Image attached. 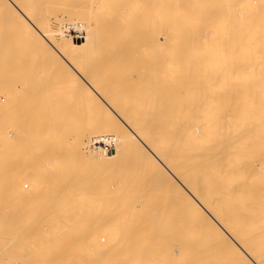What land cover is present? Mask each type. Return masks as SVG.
Returning a JSON list of instances; mask_svg holds the SVG:
<instances>
[{"label":"bare ground","instance_id":"1","mask_svg":"<svg viewBox=\"0 0 264 264\" xmlns=\"http://www.w3.org/2000/svg\"><path fill=\"white\" fill-rule=\"evenodd\" d=\"M204 1L201 0L202 3ZM209 1L207 2L209 4L216 2V0ZM230 1L228 0V3L225 1L226 4L223 1L222 5L217 3L215 6H212L213 4L202 6L199 0H197L198 3L195 0H0V7L3 6L0 9L5 10V16L9 13L11 18H15V21L14 19L13 22L11 21V25L13 24L12 27L14 26L13 28L18 30L16 32L22 34V45L25 47L29 45L31 49L39 50L38 54L40 51L43 52L41 55L39 54L40 56L37 53H35L36 56L32 54L39 58L36 59L37 61L33 59L34 65L31 61H29L30 63L22 61L20 64L19 78L35 80L39 84H32L31 87L26 83L23 84L29 88L23 92L19 91L22 92L20 117L18 112L16 113V116L18 114L17 119L19 118L18 121H20V123L16 121L20 124L19 131H15L14 134L9 129V132L11 130L13 133L12 138L4 140L0 145V162L3 157L6 159L5 155L14 148L18 141L21 144H28L26 140L29 137L37 141L36 147L32 148L36 149L37 157L39 155L53 157L50 169L45 167L48 162L44 163L43 157L41 161L46 164L44 166L40 163L41 161L39 163L37 161H20L19 164L17 178L21 185L16 191V195L20 202L28 205L29 219L33 223L26 230L20 229L22 231L20 232L21 236L25 238L37 237L39 242L36 241L35 247L28 251L38 254V257L41 256L36 261H32L33 263L27 262L28 264H65L67 259L64 255L66 249L64 242L75 240L74 236L76 235L72 230V225L78 222L82 217V212L86 209L80 211V207L91 208L97 205L101 206V204L105 206L106 202L109 205L108 203L111 204L113 199L116 201L115 199L119 200L120 197L117 204L123 207L127 199L131 200L130 194L134 195L132 191L136 194V196H132L134 200L140 192H144L145 196L142 197V194H138L141 196H138L139 198L147 197L145 193L147 187L138 174L140 171L137 172L139 164H144V166L146 164L149 167L147 162L154 164L153 168L157 167L160 174L158 172L155 174L161 175L159 178L163 180H160V184L161 182L165 183L175 192V195L173 193L175 198L171 197L175 199L172 203L177 202L181 207L190 210V215H195L197 219L207 220L214 228L216 235L220 237L218 238H224L231 245L230 247L235 252H230L228 243L225 244L224 240L225 243L221 241L224 245H228L225 248H228L229 254L234 253L231 254L234 255L233 257L237 254V257L240 258L241 262L236 261L235 263L264 264V0H238L235 4H231ZM195 2L198 4L197 6H195ZM194 3L195 5H193ZM204 8L206 12H204ZM1 10L0 13H2ZM197 29L205 30L203 32H207L206 36L209 35L208 31L210 32V30L213 32L221 30L225 35L226 33L231 34V32L237 33L241 36L240 42H242V35L245 33L246 39L259 36L257 44L260 45V48L257 47L259 48V51L257 49L258 53H254L255 50L252 51L250 46L255 44L252 45L250 42L255 43L257 40L248 41L250 43V45L248 44L249 50L245 48V53L241 51L243 54L236 55V57L234 55V59L232 56H228V59L233 61L231 60V67L229 66L226 70L221 69V67H225L222 62L219 65L221 67L215 63L217 58L221 60L220 57L224 55H220L222 47L219 46L221 47L219 54L216 52L217 49L211 51L213 48L209 47V50L212 48L209 52H216L220 57L218 55L216 57V53L214 54L216 57L214 64L210 63L213 60L205 61L209 58H203V60L206 64L209 62L208 64L215 65L214 67L217 66L222 71L219 72L216 67L218 71L214 70L216 72H212L214 74L212 75L211 71L214 68H210L211 77L204 81L201 80L203 87L198 86L205 91L206 95L202 94V97L193 94L196 91L194 86L198 84L192 85L195 91L191 87L195 79L192 78L193 70L198 67L195 64L196 58H191L189 56L191 52L187 50L178 54L177 44L171 49L166 47L168 42L174 44L178 40L177 33L186 32L191 36ZM3 31L5 32V30ZM199 32L201 31H197V33ZM219 33L214 35L218 36ZM210 34L212 33L210 32ZM201 35L203 34L201 33ZM185 38H188L186 40L190 45L191 38ZM209 38L212 40L214 36ZM230 39L231 37L228 41ZM208 40L206 37L207 42H209ZM218 40L220 39L218 38ZM193 41L194 45L196 40ZM199 41L204 40L200 39ZM244 42L247 43L245 40ZM218 43L220 42L218 41ZM218 43L216 44L218 45ZM226 44L228 43L226 42ZM8 45L9 43H5L0 35V78L10 77L11 67L14 63ZM195 46L197 47V45ZM245 46L247 47V45ZM245 46L239 45V49L243 50ZM226 47L228 48V46ZM189 48L191 49L190 46ZM204 51L208 52L205 49ZM200 53L202 54V51ZM16 54L17 52L15 58ZM179 55L182 57H178ZM25 57L26 55L22 56L27 59ZM46 65L50 67L49 73L56 75L52 78H62L63 81L75 80V84L79 83L80 87H78L81 89L84 99L83 104L86 105L87 110L90 108L94 112H103L105 116H108V118L104 117V120L107 119L114 131L113 142H116L118 146L111 143V147H105L103 150L105 158L101 161L97 159L100 162L96 163L93 161L96 160L95 158L91 160L85 156L84 152L87 147L91 148L90 146L96 143L94 142L95 137L92 135L94 137L92 138L89 135V127L83 123L84 121H78L77 117L76 119L73 117L72 113H75L77 109L75 112L72 111L75 103L73 98L61 94V91H57L58 88L53 85L54 88L49 86L53 81H51V75H49L50 77L46 76L47 67L44 70ZM203 65L205 64L203 63ZM258 65L260 68H257ZM48 80L50 83L47 82ZM7 82L1 83L0 86L5 88ZM21 87H23L22 84ZM4 88L3 90H5ZM8 88L10 89V87ZM79 88L74 89L79 91ZM200 89L197 90V93ZM70 92L72 93V91ZM6 95L9 98L8 94ZM5 96L3 95V97ZM7 98H3V101ZM7 106H10L8 102L6 109ZM1 107L5 111V107L3 105ZM9 110H7V114ZM48 117L50 122H47ZM107 127L105 128L107 129ZM45 132L51 134L49 135L51 139L47 141L51 145L48 148L45 147L46 149L42 148V143H39L43 138L40 135ZM107 134L109 135V133ZM66 135L69 136L70 142L66 141L69 139L65 137ZM56 140L67 142L69 150H67V146L64 147L65 144H60L62 142L57 144ZM24 141L26 143H23ZM107 142L106 145L109 144ZM117 147H120V150L113 152V149ZM72 148H75V151L84 149L81 150L83 158L78 152L77 154L73 153ZM95 148H92L94 153ZM91 153L88 152L90 155ZM73 156L79 157L75 159ZM68 164L71 165L69 170L66 167ZM85 164H88V169L91 172L92 165L100 169L106 167L108 171L110 168V172L103 176L96 174L97 179L89 181V177L93 174L89 172L91 175L87 174L86 170L82 175ZM7 167L5 169L9 170ZM145 168L147 171V167ZM157 169L155 168V170ZM49 170L62 176L68 174L69 181L67 179L66 181H68L69 190L54 191V193L47 191L46 188H49L50 184L47 185L43 177ZM103 170L105 171V169ZM98 171L101 170L98 169ZM260 171L262 174L259 175ZM83 176L86 177L84 182L82 181ZM12 178L13 175H9L7 179L10 182L13 180ZM148 178L146 177L147 182H150L155 176L153 175L150 180ZM23 179L26 181L23 182ZM59 179L58 183H60ZM152 181L153 184L155 181ZM24 185L30 186V188L24 189L26 187ZM148 185L150 186V184ZM94 187L101 190L102 193L99 197V194L95 193ZM108 190H113L111 192L115 190L114 193L120 191L121 194L118 193L117 196L114 195L110 199L114 193H109ZM127 190L131 193L128 196L127 192V196H125L128 198L124 200L123 198L126 197L123 194ZM97 192L100 191L97 190ZM103 192L111 194L108 198L110 201L112 200L111 202L107 200L106 196L102 197L103 201H101L100 197L105 194ZM145 200H149V198H144V202L139 199L137 203H133L131 200V204H135L136 208V204L141 207L143 204L146 206L145 203L148 201L145 202ZM153 202L149 200L148 204L151 203L150 205L153 206L155 205ZM126 204L128 203L126 202ZM167 204L165 203V205ZM165 205L163 204V206ZM114 206H117L116 203ZM42 222L44 227L40 226ZM67 224H71V226L65 228ZM231 255L229 256L232 257ZM8 260L10 259L8 258Z\"/></svg>","mask_w":264,"mask_h":264},{"label":"rangeland","instance_id":"2","mask_svg":"<svg viewBox=\"0 0 264 264\" xmlns=\"http://www.w3.org/2000/svg\"><path fill=\"white\" fill-rule=\"evenodd\" d=\"M195 1L197 2V0H195ZM219 1H221V0H219ZM219 1L216 0V2L214 1V2H211L209 4L205 0L203 3L206 2V4L203 5V3L201 2V0H199V2L202 3V6H207V4H208V6H211L212 4H213L212 6H215L217 3H218V5L219 4L222 5L221 3L223 1L224 2L227 1V3H228V0H222L221 2H219ZM237 1L238 0H231L230 3L231 4H235ZM195 3L193 5H195ZM197 3H196L195 6L198 5ZM225 4H226V2H225ZM1 7L3 8V6H1ZM205 8L203 9V10H205L204 12H206V9ZM4 11L5 10L2 9L1 10L2 13H0V15H1L0 16V32H1L0 35H2V38H3V40H4L5 43H9L8 47H9L10 53L12 52L11 53V57H12V60H13L14 63L12 64V67H11L12 70H11V73H10L11 74L10 77L0 78L1 81H2L1 83L8 81L7 82L8 85L6 84L7 87L6 86H5V88L3 87L5 90H3L2 86H0V113H1V111L4 112V115H3V112L1 113L2 115L0 114V120H1L0 121V124H1L0 125V141H1L0 142V145L2 144V142L4 140H6L8 138H12V135H13L12 132H14V134H15V131H17V130L19 131V127L18 126L20 125L19 124L20 121H18L19 118L17 119V117H18L19 112H21L20 110H21V104H22V102H21L22 101V99H21L22 92L25 91L26 88H29V87L33 86L32 84H34V85H35V83L36 84H39V82H37L35 80H32L33 81L32 82L30 79H27L26 80V78H23V77H20L19 78L20 74H18V73H20V69H21L20 68V64L22 63V61L23 62L26 61L28 63H30L29 61H31V63L33 64V61H34L33 59H35V60L36 59H39L38 57H35L38 54L37 52L39 50H37V49L34 50L32 48L35 51L34 52L31 49V47H29V45L28 46L26 45L29 49L32 50V51L31 50L29 51V49L27 47H25V45H22V40H21V38H23L22 37V34H20L19 32H16L18 30L17 29L15 30V28H13L14 26L12 27L13 24L11 25V23L13 22L12 20L14 19V21H15V18L13 17V15H12L13 18H11V16L8 15L9 13L7 14V11H6V14L8 16L7 15L5 16V12ZM197 16H199V15H197ZM4 17H5V19H4ZM14 25H15V27L17 26L16 23ZM1 26H3L2 29H1ZM8 28L12 32H10L8 30ZM3 30H5V32L7 34ZM13 30H14V32H13ZM197 31H201V32L197 33ZM197 31L193 32L196 35L192 33L193 35H191V36H190L189 33H186V32H181L180 33L179 32V33L176 34V37H178V40H176V42L174 44H173V42H168L167 43L168 45L165 44V43H162V44L163 45L164 44L167 45L166 46L167 49H171V48L175 47V44H177L176 45L177 46L176 49H177L178 54H182L184 50H187V51H190L191 52L192 55L191 54L189 55L191 58H193V59L196 58L195 59L196 60L195 61V64L198 65V67H195L194 70H193V72L195 73V71H196V73H198V74L196 75V73H195V75H194V73H193L192 78L193 79L195 78V79L193 81V79L191 78L192 81H193V83L191 84V87L194 89V91H195V88H196L195 93H193L194 95H196V96L197 95H200V97H202L203 95L204 96L206 95L205 94V91H204L203 88H201V89L198 88V86L203 87V84H201V83H203L202 81H204L205 79L211 77V74L214 75L212 73V72H214V70H217L218 69L219 72H221L222 71L221 69L226 70V69L229 68V66L231 67V64L230 63H232V61H233L232 59H234V57H236V55L237 56L238 55L241 56L243 54L241 51H243L245 53V51H244L245 48L249 50L250 43L252 45L255 44L254 46H256V47L250 46L252 48L251 49L252 51L255 50L254 53H258L259 48H260V45L257 44L258 43V40H259V38H258L259 36L258 37H253L252 36V38L247 37L248 39H246L245 38L246 37L245 36L246 33L244 35L241 34L242 35V42H240V39L239 38H241V36H240V34L238 35L237 33L231 32V34L230 33L229 34L226 33V35H225V34H222V31L221 30L220 31L216 30L214 32L210 30V32L212 34H210V32L208 31V34L209 35L206 36L207 32H205L206 34L203 32L205 30H203V29H199L198 30L197 29ZM182 33H184L185 35L182 34ZM201 33L203 34V35H201L202 38L204 37L203 39L200 38L201 37L200 36ZM218 33H219L218 36L217 35H214V34H218ZM5 34H6V36H5ZM18 34H20V35L18 36ZM182 35H184L183 36L184 38L182 37ZM223 35H225V36H223ZM195 36L196 37L198 36V37L196 38ZM211 36L212 37L214 36V38L218 37L220 40H218V38H216V39L212 38V40H211V38H209ZM233 36H234V38H233ZM185 37H190L191 38V40L189 41L190 42V45H189V43L186 40L188 38H185ZM206 37H207V39H209L208 40L209 42L206 41ZM226 37L228 39H229V37H231V39L228 41V39ZM19 38H20V40H19ZM198 38H199V40L201 39V40H204V41H199ZM221 38H225V39H221ZM192 39L193 40H196L194 45H197V47H200L199 49L196 46L194 47V45H193L194 41ZM235 39L236 40H239V41H236ZM183 40H184V42H183ZM244 40L247 41V43L244 42L245 43L244 44L243 43ZM250 40L253 41V42L256 41V40L257 41L255 43H252V42H250ZM177 41H178V43H177ZM218 41L220 43H218ZM186 42H187V44L185 45ZM201 42H205V43H201ZM211 42H213V43H211ZM226 42L228 44H226ZM196 43H198L199 45L196 44ZM216 43H218V45ZM229 43L231 44V48H230V44ZM20 44L22 45V47H21ZM201 44H202V46H200ZM206 44H208V45H206ZM209 44H211V45L209 46ZM212 44H215V45L212 46ZM238 44L239 45H242V46L247 45V47L245 46L243 48V50H240ZM12 45H13V47H12ZM17 45H18V47H17ZM216 45L218 47L221 46L222 47V50H221V47L218 48ZM169 46H171V47H169ZM189 46L191 47V49L189 48ZM223 46H224V48H223ZM226 46H228V48ZM258 46H259V48H257ZM192 47H193V49L196 48L198 51L196 49L193 50ZM209 47H212L213 48V49L211 48L212 50L210 49L211 51H213V50L216 51V49H217L218 51H216V52H218V54H219V49L221 50L220 55L224 54L221 57L215 51L214 52L216 53L215 56L217 57V55H218V57H220L222 61L219 58H217V60L219 59V62L217 60L216 61L214 60L216 58L214 56L215 53L209 52L210 51L208 49ZM163 48H165V47L163 46ZM186 48H188V49H186ZM204 49L206 51H208V52L205 53ZM257 49H258V51H257ZM147 51H150V50H147ZM201 51H202V54L200 53L201 54L200 55L199 52H201ZM239 51H240V53L237 54V52H239ZM16 52H17L16 55L18 57L16 56V58H15L14 56H15V53ZM21 52H23V53L21 54ZM28 52H30L29 53L30 55L27 54ZM41 52L42 51H40V53H39L40 55H41ZM231 52H232L233 55L231 54ZM35 53H37V54L35 55ZM32 54H34L35 56L32 55ZM208 54H210V55H208ZM23 55L24 56L26 55L25 58H27L29 60L22 58ZM229 55L232 56V59L229 58L230 60L228 59V56ZM180 56L182 57V55H179L178 57H180ZM198 56H199V58H198ZM19 57H21V58H19ZM201 58H202V60H201ZM203 58H205V59L209 58L208 60H205L206 62L207 61L210 62V60H213V61L210 62V63H213L215 61V63L218 64V65L216 64L217 66H219L220 63L222 62L223 64H225V65H223V67L224 66L225 67L222 68L221 66H219V67H221V69H220V68H218L216 66L217 67V69H216V67H214L215 65L212 66V64H208L209 62L206 64V62L203 60ZM198 62H199V64H198ZM200 63H202V64H200ZM203 63L206 65L205 68H204L205 65H203ZM34 64H35V62H34ZM227 65H228V67H227ZM46 67H47V65L44 67V70H45ZM207 67H208V69H206ZM212 67L214 69L211 71V74H210V68H212ZM49 68L50 67H47V69L45 70L46 76L51 75V73H49ZM257 68H260V66L257 67ZM197 69L198 70L200 69V70L198 71ZM203 69H205V70H203ZM51 70H52V68H51ZM200 71H202V72H200ZM203 71L205 72V74H202L203 75L202 76L201 73H204ZM199 72H200V75L201 76L199 75ZM47 73H49V74H47ZM52 74H53V71H52ZM53 76H56V75L55 74L51 75V79L52 80L51 79L50 80L53 81V82H55V83L52 82V84H51L49 80L47 82H49L50 85L47 82H44V81H42V83L48 84L51 87L54 86L55 88H58V90L57 89H54V90H57V91L60 90L61 91V94H64V95L66 94L67 96H70L71 98H73V100H74L75 103H74V108H73L74 110H72V111L75 112V109L76 108L78 109V110L76 109V112H75L76 114L75 113H72L73 117L75 119L77 117L76 120H78V121H80V120H81V122L84 121L83 123L85 125H87L89 127V130H90V131H88V132H90V134L89 133L88 134L90 136L93 135L95 137V141L94 142H96V143L94 145H95L96 148L94 147V145L93 146H90L91 148L87 147L86 151L84 152L85 153V156L87 158H91V160H93V158H95L96 160H93V161H95L96 163L99 160L101 161V159L105 158V156H103L104 155V151L103 150L105 149V147L106 148L108 146L111 147V145H112L111 143H113V145L116 144V142L115 143L113 142V138H112V134L114 133V131L111 129L110 124L108 123L107 119L104 120V117L105 118L106 117L108 118V116L107 115L105 116V113H103V112L95 111L96 112L95 113L94 110L92 111L90 108H88V110H87L86 105L83 104L84 103V99L82 98V93H81V89L79 88L80 87L79 86V83H76L75 84L74 83L75 80H65V81H63L62 78L56 79L55 77L52 78ZM198 80L199 81L202 80V81L199 82ZM197 82H199V83H197ZM20 83L22 84L23 87H21V84ZM24 83L28 84L29 87L26 86V85H23ZM72 84H73V86H72ZM193 84L194 85L198 84V85L194 86ZM70 85H71V87H70ZM56 86H58V87H56ZM8 87H10V89ZM74 88H79V91H78V89H74ZM198 89H200L198 91L199 94L197 93V90ZM20 90L22 92H19ZM74 90L75 91L77 90V93L76 94H75V91ZM70 91H72V93ZM6 94H8V97L9 98H7V95ZM3 95L4 96L6 95V96L3 97ZM3 98L4 99L7 98V100H4L3 101ZM7 102H8V104L11 107L10 106H7V109H6ZM1 104L3 105V107H5V111H4V108L1 107L2 106ZM75 104H76V107H75ZM18 106H20V107H18ZM7 110H9L8 112L10 114L9 113L7 114ZM17 112H18V114L16 116V113ZM83 115H85V116H83ZM99 115H101L102 117L99 116ZM19 117H20V114H19ZM79 117H80V119H78ZM82 118H84L85 120L82 119ZM16 121L19 122V123H17ZM47 122H50L49 117L47 119ZM93 123L94 124L97 123L99 125H96L95 124L96 125L95 126ZM107 123H108V125H107ZM15 125H17V126H15ZM91 126H92V128H91ZM93 126H94V129H93ZM100 126H101V128H100ZM102 126H103V128H102ZM104 126L105 127L109 126V127H107L108 130ZM9 129L12 130V132L10 130L11 134L9 132ZM95 129L97 130V132H96ZM6 131L9 132L8 133L9 134L8 137H7L8 134H7ZM107 133H109V135ZM49 135H51L49 132H45L44 134H41L40 135V136H43V138H41L42 140L40 142L39 141L38 142L39 143H42V145H43L42 148L43 147L44 148L45 147L48 148L51 145V143L47 142L48 139H51V138H49ZM106 135H108V137H106ZM90 136H89V138H91ZM93 136H92V138H94ZM65 137H67V139L69 138V136H67V135ZM33 140H34L33 138L31 139L29 137V139L26 140L28 142V144H21L18 141L17 143H15L16 145L14 146V148L10 149V151L8 152V154L5 155L6 156V159L3 157L1 159V162H0L1 163V165H0V203H1L0 204V206H1L0 207V215L2 217L5 216L4 218H2L0 216V259H1L0 264H2L3 262H4L3 264H21V263L22 264H28L27 262H30L31 261L30 263H33L34 261H36L37 258H41L40 255L38 257L37 256L38 254L28 251V249H30L32 247H35V245L37 244L36 241L39 242L38 239H37V237H35V238L34 237H31L32 238L31 239V238H25V237L21 236V232L22 231L20 229L26 230V229L30 228L33 223H32V220L29 219V216H30L29 213L30 212L28 210V205L26 203L20 202L19 201L20 199L16 195V191L19 189V187L21 185V182L18 181L19 179L17 178L20 161H31V162L32 161L33 162L34 161L35 162L37 161L39 163L41 161V158L43 157L44 160L42 159V161H44V163H47V162L48 163H47V165L46 164H43L42 161L40 163H42L43 166L46 165L45 167L48 168V169H50V167H51L50 165L52 163L53 157L52 156H49V155H45V156L39 155L37 157L38 154H35L36 149H32V148L36 147L37 141L34 140V144H33ZM102 140H104V141H102ZM26 141H24L23 143H26ZM66 141L67 142H70V138L68 140H66ZM60 142H62V143H60ZM64 142H65V138H64ZM106 142L109 143V144L106 145L105 144ZM58 143H60L62 145L65 144L64 147H66L68 145V143H67V145H66V143H63V140L57 141V144ZM116 146H118V144H116ZM64 147H63V149H66ZM92 148H95V153H94V151H92ZM67 150H69L68 146H67ZM72 150L74 151L73 153L76 152V154H77V152H78L79 154H81V150L83 151L84 149H81L80 151H78V150L75 151V148H72ZM87 150L90 153L93 152V153H91L92 156L90 154H88ZM118 150H120V147L114 148L113 149V152H116ZM101 151H103V152H101ZM10 154H11V156H10ZM78 157L79 156H73V158H75V159H77ZM81 157L83 158V154H81ZM97 159H99V160H97ZM12 164H13V166H12ZM147 164L149 165V167L146 164H145V166H144V164H139L138 165L139 167H137L138 168V171L137 172L140 171L138 174H140V177H141L142 182L144 181L143 183H144L145 187H147L146 188L147 190L145 191L147 197H144V198H147V199L149 198V200L154 201L155 202V205L152 206V205H150L151 203L148 204L149 203V200H145V202L148 201V202L145 203L146 206H144V204H143V206L141 207L140 205L136 204V206H137V208H136L135 207V204L134 205H132V204L134 202L137 203V201L139 202V199H141L144 202V198L143 199L142 198H139L141 196L138 195V194H142V197H143V196H145V195H143L144 192L143 193L142 192H140V193L136 192V193H138L137 194V197H136V200L139 198L136 201V200H134V198L132 199V196H134V195L136 196L135 192L132 191V193L134 194V195H132V194H130L131 191L128 192V190H127L126 192H124L125 194H123V196H125L126 193L128 192L127 194H128V196L130 194V197L129 198L132 200L133 203L131 204V200L129 201L127 199L128 197H126L127 196L126 195L125 196L126 198H123L122 197L124 200L127 199L125 202L122 201V202H124L123 207L121 205L118 206L119 204H117V203H118V201H120L121 197H120V195H118V197H120V199L117 200L118 198L116 197L117 196L116 194H118V193L121 194L120 191H118V193L117 192L114 193L115 190H114V192H111L113 190H108V191H110L109 193H114V194H112V196H110L111 194L109 195V193H107L108 194V196H107V194L105 192H103L105 194H104V196L102 194V196L100 197V199L102 197L105 198V196H106L107 200L110 201L108 199L109 196H110V199H112L111 197H113L114 195H116L115 197L117 199H115V200L117 202L114 201V199H113V201L111 200L112 202L111 201L110 202H111V204L115 202L117 206H114L115 203L113 204V206H111L110 203H108L110 206L107 205L106 204L107 203L106 202V199H104V202H106L105 203V206H104V204H101V206H98L97 205L96 207H91V208H89V207H82L81 208L80 207V211H83L84 208H86V209L82 212L83 213L82 214V217L78 220V222L75 225H72V227H73L72 230H73L74 234L76 235V236H74L75 237V240L74 241H71V242H69V241H65L64 242L65 248H66L65 251H64V255L66 256V259H67L66 262H65V264H238L239 261L241 262L240 258L237 257V254L235 255L236 258L233 257L234 255H231V254H234V253L229 254V251L228 250H230V252L231 251L232 252L234 251L230 247L231 245H229V243L226 242L224 240V238L223 239L222 238L219 239L220 237L218 235H216L214 228L208 223L207 220H205L204 218L203 219H199V218L197 219V218H195V215H190V213H191V212H189L190 210H187L183 206L181 207L179 205V203H177V202L175 204H174V202L172 203L173 199L175 198L174 197L175 192L173 191V189L169 188V186L166 185L165 183L163 184L161 182V184H160V180H162V178H159V177L161 175H156L155 174L157 172L159 173L157 167H155L157 169V170H155V168H153L155 166L154 164H152L150 162H147ZM5 166L6 167L8 166L7 169L9 168V170H6L5 169L6 168ZM66 167H67V170H69L70 167H71V165L68 164ZM94 167L95 166H93V165H92V168L90 167V169L92 170V172H91L88 169V164H85L83 166L82 175L84 174V171L87 170V174L91 173V174H93L92 176H94L93 178H91L92 176L89 177L90 178L89 181L92 180V179H97V177H98L97 175L103 176V175H106L107 173L110 172V168H109V171L107 170L106 167L103 168L106 171V173H105V171L103 169H100L99 167H95V168ZM145 167H147L148 173L145 170L146 169ZM151 167H152V169H151ZM98 169L101 170V171H98ZM4 170H6L8 172H6ZM111 170H112V168H111ZM114 172H115V170L113 171V173ZM152 172H153V174H151ZM260 172H258L259 175L262 174V172L261 173ZM144 173L146 174L145 176L147 178L148 177H150V178L152 177L153 178V175H154L155 178L153 179V181H155V182H153L152 180H150V178H148V180H150V182L149 181L147 182L146 177L144 175H142ZM258 173H255V174L257 175ZM87 174H86V177L88 176ZM91 174H89V175H91ZM4 175H5V177H4ZM9 175L10 176L13 175V178H12L13 180H11L10 182L7 179V178H9ZM68 176H69L68 174H66V175L64 174L62 176V175H59L56 172L52 173V171H50V170L48 172H46L44 174V177H43L44 180H45L44 182H47V185L50 184L49 185L50 187L47 186L49 188H46V189H48L47 191L54 193V191H61V192H63V191L69 190L68 189L69 187L67 186V183L69 181V177ZM143 176H144V178H143ZM86 177H84L82 179V181L83 180L85 181L86 180ZM156 177H158V178H156ZM58 179H59V181H60L61 184L57 182ZM66 179L68 181H66ZM25 181L26 180L23 179V182H25ZM151 181L153 182V184L151 183ZM157 181H159L158 182L159 184L156 183ZM86 183H87V181H86ZM145 183H147V184H145ZM56 184H58V186H55ZM97 184L99 185V183H97ZM148 184H150L151 187ZM29 185H30V183H29ZM45 185H46V183H45ZM24 186H26V185H24ZM61 186H63V187L61 188ZM54 187H56L58 189H55ZM96 187H94L93 189H94L95 193L99 194L98 195V197H99L101 195L100 193H102V192H101L100 189H95ZM29 188H30V186L24 187V189H29ZM168 188H169V190H168ZM44 189H45V187H44ZM97 190H99L100 192H97ZM168 191H170V192H168ZM171 191H172V193H171ZM165 192H167V193H165ZM122 193H123V191H122ZM173 193H174V195H173ZM171 197H174V198L172 199ZM157 198L160 199L161 202H160V200L159 201L156 200ZM164 199H166L165 202H164ZM101 201H103V200L101 199ZM126 202L129 205L126 204ZM156 202H158V203H156ZM162 203L164 205H165V203L166 204L168 203L169 205L167 204V205H165L167 207H165V206H163ZM147 204L149 205V207H148ZM132 206H134V207H132ZM139 206H140V208H138ZM26 209H27V211H26ZM188 212H189V214H188ZM28 225H30V226H28ZM40 226L44 227L43 222L40 224ZM70 226H71V224H67V227H65V228H68ZM44 232L46 233L47 231L45 230ZM15 233H16V235H13ZM2 234H3V236H2ZM102 237L104 239H101ZM33 239H34V241H33ZM221 241H223L225 244L228 243L229 247L232 250L230 248L229 249L228 248H225L228 245H224V243L221 242ZM34 243H35V245H34ZM223 245H224V247H223ZM18 246H19V248H18ZM23 246H25V247H23ZM24 248H25V250L27 249L26 251L28 253L25 250H23ZM21 251H23L24 254ZM17 254H19V255H17ZM41 255H43V254H41ZM229 255H231L232 257H230ZM8 258L10 260H8ZM233 258H235L234 261H233ZM236 261H238V262L235 263Z\"/></svg>","mask_w":264,"mask_h":264}]
</instances>
